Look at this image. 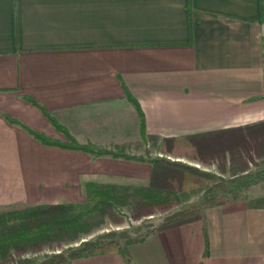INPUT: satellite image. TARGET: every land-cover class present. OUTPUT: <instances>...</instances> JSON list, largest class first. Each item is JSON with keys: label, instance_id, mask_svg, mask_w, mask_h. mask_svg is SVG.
<instances>
[{"label": "crops", "instance_id": "0c3cea01", "mask_svg": "<svg viewBox=\"0 0 264 264\" xmlns=\"http://www.w3.org/2000/svg\"><path fill=\"white\" fill-rule=\"evenodd\" d=\"M263 121L264 0H0V206L142 185L160 158L226 178ZM126 255L69 264H264V180Z\"/></svg>", "mask_w": 264, "mask_h": 264}, {"label": "trees", "instance_id": "16d2710c", "mask_svg": "<svg viewBox=\"0 0 264 264\" xmlns=\"http://www.w3.org/2000/svg\"><path fill=\"white\" fill-rule=\"evenodd\" d=\"M12 122L17 120L6 116ZM264 125V121L260 123ZM24 128L44 144L78 149L93 154L109 153L110 150L91 143L77 142L73 137L59 140L43 133ZM246 130L254 131L252 125ZM252 154L244 161H233V173L225 179L183 161L165 158L153 159L147 183L142 185H118L97 181H86L83 185L85 199L69 201L59 199L54 202L14 203L0 206V256L21 254L24 250H34L43 244H60L72 241L86 233L95 220L97 223L111 209L129 205L134 217L151 214L154 209L166 212L157 222L143 221L130 233L126 230L106 232L92 238L80 240L66 250L51 252L42 258L22 257L14 264H69L72 259L111 250L119 251L127 259V247L145 239L151 233L170 228L202 215L203 207L244 197L246 188L264 180V135ZM254 145L246 144V150ZM237 166V167H236ZM202 189L200 202L191 203L174 209L188 190ZM130 201H125L126 199ZM117 207V208H116ZM11 251H13L11 253Z\"/></svg>", "mask_w": 264, "mask_h": 264}, {"label": "rangeland", "instance_id": "374dc122", "mask_svg": "<svg viewBox=\"0 0 264 264\" xmlns=\"http://www.w3.org/2000/svg\"><path fill=\"white\" fill-rule=\"evenodd\" d=\"M220 178L225 179L223 177ZM52 196L54 198L56 196V193H53ZM181 199L182 200L173 207L174 209L181 208L182 206L191 203L200 202L202 199V189L196 191L188 190V192L185 193ZM125 201L131 202V200L128 198ZM119 207V209L116 207L117 209H111V211H108L107 214L103 216V218L100 220V222L97 223L95 220H93L90 230L86 233L80 234L79 237L75 240L62 241L60 244L57 245L43 244L39 248L34 250H24L21 252V254H17V252L15 251L16 254H10L8 255V257L6 256L3 258L0 256V264H14L16 261H18V259L22 257H31L32 259L36 260L42 258L43 256L51 252L66 250L68 246L77 244L82 239L92 238L98 234L106 233L109 231L118 232L121 230H126L131 233L133 231V228H137L143 221L149 220L151 222H157L160 217H162L166 212H168L159 209H154V211L149 215L134 217L128 208L129 205L123 204ZM12 252L13 251H11V253Z\"/></svg>", "mask_w": 264, "mask_h": 264}]
</instances>
